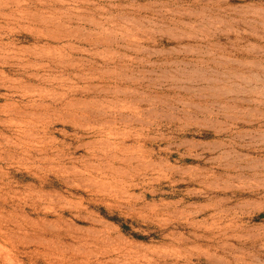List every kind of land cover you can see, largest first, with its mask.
<instances>
[{
    "label": "rangeland",
    "instance_id": "rangeland-1",
    "mask_svg": "<svg viewBox=\"0 0 264 264\" xmlns=\"http://www.w3.org/2000/svg\"><path fill=\"white\" fill-rule=\"evenodd\" d=\"M0 264H264V0H0Z\"/></svg>",
    "mask_w": 264,
    "mask_h": 264
}]
</instances>
